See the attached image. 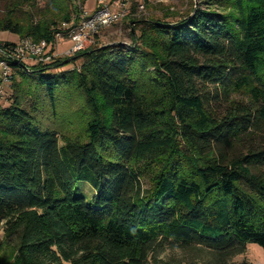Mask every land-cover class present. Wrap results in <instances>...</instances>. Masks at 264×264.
I'll list each match as a JSON object with an SVG mask.
<instances>
[{
	"label": "trees",
	"instance_id": "trees-1",
	"mask_svg": "<svg viewBox=\"0 0 264 264\" xmlns=\"http://www.w3.org/2000/svg\"><path fill=\"white\" fill-rule=\"evenodd\" d=\"M35 1L11 0L0 31L52 45L84 3ZM209 2L174 21L127 15L135 45L10 62L0 222L16 239L11 264H147L172 248L228 264L247 244L264 252V0ZM24 4L35 15L23 10L22 21ZM69 88L86 100L72 110L82 136L42 120L59 118Z\"/></svg>",
	"mask_w": 264,
	"mask_h": 264
},
{
	"label": "rangeland",
	"instance_id": "rangeland-1",
	"mask_svg": "<svg viewBox=\"0 0 264 264\" xmlns=\"http://www.w3.org/2000/svg\"><path fill=\"white\" fill-rule=\"evenodd\" d=\"M43 0H36V7H41L44 5ZM80 0H73V2L78 4ZM82 1V0H81ZM205 2L204 5L202 2ZM209 0H128L129 13L128 15L135 17V19H164L166 13L172 12V17L167 18V21H174L177 19L179 15H184L192 10V7L200 5L202 8L206 6V8L210 5ZM82 7L85 10L91 12L94 9V0H84ZM13 6L11 0H6L5 3L0 2V21L5 19L9 14V10H13ZM215 8H218L215 6ZM16 13L21 17L22 21L25 18L23 10H26L25 13H33L34 9H29V7L24 4L16 7ZM134 9L132 13L131 10ZM220 9V8H218ZM222 11H230V10H222ZM34 17V16H33ZM127 17V15H126ZM125 18V17H124ZM139 27H136V24H129V21L122 19L120 22L111 25L109 28L102 31L93 45L98 46H114L118 45V43H123V45H132L133 40L130 38L129 33L134 32L138 33ZM19 38L16 35L11 34L10 32L0 31V41L2 42H13L18 43ZM135 45V43H133ZM91 45V46H93ZM71 47V42L69 40L60 41L56 47V51L58 53H63ZM73 56V55H72ZM63 57V56H60ZM71 57V56H70ZM81 61L76 60L74 63L68 65L66 68L71 67L78 68ZM18 80L17 77H15ZM12 88L5 89V94L3 101H5V97L7 100V105L11 102V93ZM69 97L62 103L63 110H60L59 118H54L50 115L48 111L43 115L44 125L57 130L61 137L62 135H67L73 137L75 134L82 136V127L85 119L82 115L75 114L73 109L76 107L79 110H85L86 100L81 89L69 88L68 91ZM247 95L244 93L231 92L228 95L230 100H236L239 102H247ZM70 106V109L68 108ZM73 110V111H72ZM76 110V109H75ZM213 110L218 114H221L222 109L219 106V111ZM68 125H72L73 128H68ZM260 128L253 130L255 135H257ZM82 192L86 196H90L92 193L91 188L87 184H83L81 186ZM89 200V198H87ZM15 245L16 239L14 236L5 237L2 230V222H0V264H11L15 255ZM210 256L208 253L199 248H191V249H179L172 248L165 250L162 252L157 259L149 261L147 264H210ZM264 264V252L260 246L257 244H247L245 248V252L234 256L228 264Z\"/></svg>",
	"mask_w": 264,
	"mask_h": 264
},
{
	"label": "built area",
	"instance_id": "built-area-1",
	"mask_svg": "<svg viewBox=\"0 0 264 264\" xmlns=\"http://www.w3.org/2000/svg\"><path fill=\"white\" fill-rule=\"evenodd\" d=\"M129 12L128 0H94L93 11L89 12L80 6L74 21L63 23L68 30L65 33H56L52 45L44 40L33 41L25 37L15 45L0 48V106L7 102L6 98L5 101L3 98L5 89L10 87L13 74L10 62L46 63L54 57H70L91 47L102 31L120 22ZM64 40H69L71 47L63 53H58L56 47Z\"/></svg>",
	"mask_w": 264,
	"mask_h": 264
},
{
	"label": "water",
	"instance_id": "water-1",
	"mask_svg": "<svg viewBox=\"0 0 264 264\" xmlns=\"http://www.w3.org/2000/svg\"><path fill=\"white\" fill-rule=\"evenodd\" d=\"M118 45H123V43H118ZM75 57H70V58H68V59H66L63 63H67V62H70L71 60H73ZM17 63V62H16ZM19 63V62H18Z\"/></svg>",
	"mask_w": 264,
	"mask_h": 264
}]
</instances>
